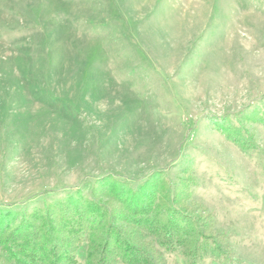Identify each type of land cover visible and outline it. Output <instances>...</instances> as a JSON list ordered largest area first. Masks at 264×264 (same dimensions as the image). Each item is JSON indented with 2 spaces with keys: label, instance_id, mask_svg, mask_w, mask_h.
Returning a JSON list of instances; mask_svg holds the SVG:
<instances>
[{
  "label": "rangeland",
  "instance_id": "374dc122",
  "mask_svg": "<svg viewBox=\"0 0 264 264\" xmlns=\"http://www.w3.org/2000/svg\"><path fill=\"white\" fill-rule=\"evenodd\" d=\"M186 168L233 258L165 264H264V0H0V203Z\"/></svg>",
  "mask_w": 264,
  "mask_h": 264
},
{
  "label": "trees",
  "instance_id": "16d2710c",
  "mask_svg": "<svg viewBox=\"0 0 264 264\" xmlns=\"http://www.w3.org/2000/svg\"><path fill=\"white\" fill-rule=\"evenodd\" d=\"M185 170L179 180L162 169L136 183L106 175L41 203H0V264H165L163 249L177 248L192 263L206 253L231 260L212 215L194 199L197 174Z\"/></svg>",
  "mask_w": 264,
  "mask_h": 264
}]
</instances>
